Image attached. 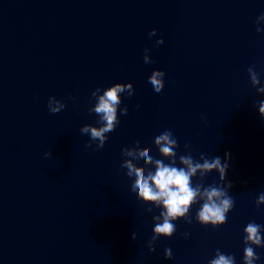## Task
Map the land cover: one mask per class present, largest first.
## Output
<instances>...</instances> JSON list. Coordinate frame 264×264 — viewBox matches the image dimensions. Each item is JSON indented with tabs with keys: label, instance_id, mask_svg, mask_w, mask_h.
<instances>
[{
	"label": "water",
	"instance_id": "obj_1",
	"mask_svg": "<svg viewBox=\"0 0 264 264\" xmlns=\"http://www.w3.org/2000/svg\"><path fill=\"white\" fill-rule=\"evenodd\" d=\"M262 14L264 0H0V264H209L217 250L243 264L246 225L264 235V205L255 203L264 94L248 76L254 66L264 86ZM155 70L165 73L159 93L149 83ZM117 83L134 94H121L128 113L118 109L120 123L97 149L80 129L101 126L92 93ZM51 97L65 104L59 113L48 110ZM165 130L177 139V166L185 144L196 160L223 163L230 153L224 184H233L234 207L212 228L193 205L192 223L175 221L149 253L161 209L131 191L122 149L139 141L163 159L154 139ZM204 184H220L218 174ZM255 252L264 264V247Z\"/></svg>",
	"mask_w": 264,
	"mask_h": 264
},
{
	"label": "clouds",
	"instance_id": "obj_2",
	"mask_svg": "<svg viewBox=\"0 0 264 264\" xmlns=\"http://www.w3.org/2000/svg\"><path fill=\"white\" fill-rule=\"evenodd\" d=\"M264 21V14L257 19V24ZM257 33L262 29L257 27ZM156 34L154 29L150 36ZM163 39L157 41V44H163ZM148 50L145 49V52ZM145 63H151L148 56H144ZM165 73L160 70H155L149 77V83L152 85L155 92L159 93L164 87ZM248 76L253 88L259 94H264V86L260 85L258 73L254 66L249 67ZM97 89L92 93L96 98L94 107L89 109L90 113H95L99 116L97 124L100 127L92 125H85L80 129L82 134L90 136L92 142H97V149H102L107 140V134L115 130L120 123L118 119V109L121 104V94L127 93L129 98L134 94V89L131 83L129 84H115L100 93ZM65 108V104L55 97L49 98L48 110L53 113H59ZM259 115L264 121V100L258 104ZM121 115H127L128 108L125 106L119 109ZM154 145L158 149L159 156L163 159H156L151 156L148 148H141L139 141L136 146L132 148L122 149V156L126 157L121 167L127 169L126 175L129 178H134L131 184V191L136 193L137 199L145 205H151L155 208L161 209L158 216L153 217V235L148 244V252H155L153 245L156 240L163 238H171L176 232L175 221L184 220L186 224H191L192 220L189 217V211L193 205L199 203L200 207L196 213V221L204 227L211 226L218 228L224 225L227 221V216L234 207V200L228 194L229 189L233 184L229 182L224 184L226 173L229 168L228 160L230 153L225 154L224 162L222 163L220 157L206 158L203 154L200 155L199 160L193 158L188 149L190 145L185 144L184 149L187 154H181L178 157L177 166V148L178 142L171 130H165L154 139ZM89 143L86 147H91ZM46 156H51V153H45ZM130 158V159H129ZM143 160L144 167H138L137 163ZM168 161V163H165ZM146 168L154 169L145 172ZM217 173L220 184H210L205 186V177L210 173ZM197 182L193 185V179ZM257 208L264 205V192L260 193L256 199ZM152 211L151 208L148 209ZM189 233H185L187 238ZM132 239L136 240V234L133 233ZM244 250H243V264H256L260 257L256 254L255 248L264 247V235H262V226L249 222L244 229ZM166 259L172 258L171 248L164 250ZM209 264H235V257L232 255L223 254L217 250L214 258L209 261Z\"/></svg>",
	"mask_w": 264,
	"mask_h": 264
}]
</instances>
